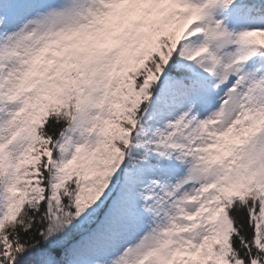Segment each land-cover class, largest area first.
<instances>
[{"label": "snow or ice", "instance_id": "6c2138e0", "mask_svg": "<svg viewBox=\"0 0 264 264\" xmlns=\"http://www.w3.org/2000/svg\"><path fill=\"white\" fill-rule=\"evenodd\" d=\"M0 264H264V0H0Z\"/></svg>", "mask_w": 264, "mask_h": 264}]
</instances>
